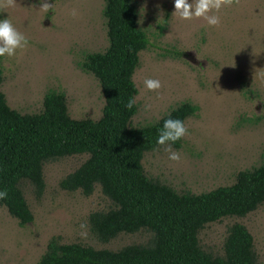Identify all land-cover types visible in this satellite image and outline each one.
I'll use <instances>...</instances> for the list:
<instances>
[{
  "label": "rangeland",
  "instance_id": "1",
  "mask_svg": "<svg viewBox=\"0 0 264 264\" xmlns=\"http://www.w3.org/2000/svg\"><path fill=\"white\" fill-rule=\"evenodd\" d=\"M40 2L0 0V18L10 19L29 39L16 56L0 57V91L22 113L40 111L48 90L62 92L70 117L97 119L104 98L98 80L80 64L87 53L107 46L103 0H48L53 7L47 14ZM131 2L148 39L132 74L137 110L131 124L154 122L184 101L197 106L184 120L187 133L179 147L172 146L181 159L169 160L164 145L148 150L142 158L145 173L179 192L200 193L229 185L239 170L264 162V0H230L215 12L216 26L203 18L180 20L172 0ZM146 78L158 79L161 87L148 90ZM86 157L44 162L38 197L30 182L21 181L30 222L20 225L0 205V264H37L52 236L109 249L150 241L151 232L144 228L105 242L90 229L89 214L108 209L111 201L98 184L87 196L59 186ZM235 222L248 229L256 262L264 264V202L243 216L206 223L198 232L200 246L222 255L227 229Z\"/></svg>",
  "mask_w": 264,
  "mask_h": 264
},
{
  "label": "trees",
  "instance_id": "2",
  "mask_svg": "<svg viewBox=\"0 0 264 264\" xmlns=\"http://www.w3.org/2000/svg\"><path fill=\"white\" fill-rule=\"evenodd\" d=\"M102 14L107 46L87 53L80 64L99 82L104 98L100 117H70L65 95L55 90L45 92L40 111L22 113L10 107L0 91V190L7 193L0 205L20 225L30 222L33 215L21 181L30 182L38 197L44 187V162L85 153L87 157L59 186L87 196L98 184L111 201L108 209L89 214L90 229L105 242L121 232L144 228L151 232L150 241L109 249L52 236L37 264H257L252 235L243 224L228 227L222 255L204 250L198 232L208 222L243 216L264 202V162L239 170L229 185L200 193L179 192L149 177L142 158L161 146L156 137L163 118L170 112L184 122L197 106L184 101L154 122L133 126L137 104L125 105L135 100L132 74L148 39L137 25L131 0H103ZM179 145L180 139L172 144Z\"/></svg>",
  "mask_w": 264,
  "mask_h": 264
},
{
  "label": "clouds",
  "instance_id": "3",
  "mask_svg": "<svg viewBox=\"0 0 264 264\" xmlns=\"http://www.w3.org/2000/svg\"><path fill=\"white\" fill-rule=\"evenodd\" d=\"M229 2L230 0H172V12L180 20H191L194 17L203 18L208 26H216L220 23V18L215 12H218L223 5ZM52 7V2L41 0L40 9L45 14L49 13ZM210 12L213 14H209ZM71 14L75 15V10ZM28 46V37L19 31L10 19L0 18V57H14L17 55L18 50H23ZM144 85L150 91L161 87L160 81L153 78H146ZM134 103L135 100L130 99L125 107L131 108ZM148 107L147 105L145 106L146 110ZM157 132L156 143L165 146L164 150L168 153V159L179 161L181 154L172 150V144L186 135L187 128L184 122L178 118H173L169 112L166 118H163V123L157 129ZM6 195L5 191L0 190V199Z\"/></svg>",
  "mask_w": 264,
  "mask_h": 264
}]
</instances>
